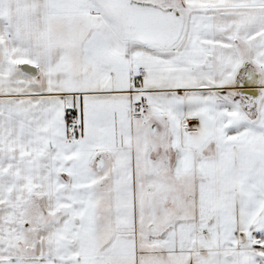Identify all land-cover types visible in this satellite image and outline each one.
Masks as SVG:
<instances>
[{"label":"snow or ice","instance_id":"obj_1","mask_svg":"<svg viewBox=\"0 0 264 264\" xmlns=\"http://www.w3.org/2000/svg\"><path fill=\"white\" fill-rule=\"evenodd\" d=\"M0 264H264V0H0Z\"/></svg>","mask_w":264,"mask_h":264}]
</instances>
